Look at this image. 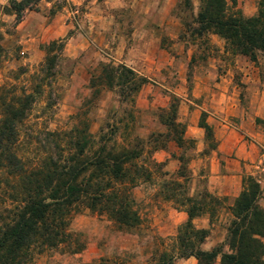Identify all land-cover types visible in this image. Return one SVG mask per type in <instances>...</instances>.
<instances>
[{"label": "rangeland", "instance_id": "1", "mask_svg": "<svg viewBox=\"0 0 264 264\" xmlns=\"http://www.w3.org/2000/svg\"><path fill=\"white\" fill-rule=\"evenodd\" d=\"M22 1L0 0V98H34L27 120L18 127L24 156L42 155L46 134L70 130L78 115L94 136L102 128L110 135L118 128L119 147L147 141L152 134L171 133L173 139L182 133L185 139L183 148L173 140L157 153L147 148L142 163L153 180L132 190L141 227L121 232L107 215L83 209L69 229L84 249L76 254L66 246L35 252L32 264L113 259L151 264L163 253L174 264H198L195 258H178V235L188 215L185 207L161 196L164 182L181 184V197L201 201L208 193L222 200L215 218L205 214L193 221L197 229L209 231L204 251L226 242L230 208L249 178L261 187L264 209V56L252 62L228 51L218 36H192L185 23L197 16L202 0H191L187 14L180 9L183 0H41L19 17L13 4ZM227 2L231 12L246 18L259 12L260 0ZM52 56L56 67L49 78L44 69ZM104 65L126 66L148 80L134 104L124 101L118 89L92 98L91 79ZM174 114L180 128L170 132L162 118ZM181 158L185 177H178ZM153 162L164 167L158 171ZM224 252L229 253L228 247Z\"/></svg>", "mask_w": 264, "mask_h": 264}, {"label": "trees", "instance_id": "2", "mask_svg": "<svg viewBox=\"0 0 264 264\" xmlns=\"http://www.w3.org/2000/svg\"><path fill=\"white\" fill-rule=\"evenodd\" d=\"M41 0H23L13 4L20 17L32 4ZM102 1V0H100ZM191 0H183L180 9L192 11ZM185 27L196 38L215 35L221 38L234 55L257 62L264 56V0H260L257 16L246 18L231 12L227 0H202L199 13ZM57 43L52 45V53ZM64 46L61 44L59 50ZM2 48L0 46V63ZM56 57L47 59L44 72L54 76ZM148 80L126 66H101L90 82L92 98L103 90L118 89L124 101L135 103L136 96ZM32 95L21 98H0V264H32L34 253L66 246L71 253L81 252L85 245L79 235L70 232L74 215L83 209L107 215L121 232H133L142 225V217L132 190L153 180L151 171L142 163L149 153L166 149L173 140L183 148L185 139L171 138V133L152 134L147 141L137 139L129 146H117L115 137L102 128L98 136L90 133L89 123L78 115V123L68 131L46 134L47 146L34 159L21 152L18 127L27 120L34 104ZM176 106L172 110L176 113ZM170 132L178 130L173 119L162 118ZM210 134V128L205 126ZM175 132V131H174ZM177 133V132H176ZM175 134V133H174ZM112 143V145H111ZM148 153V152H147ZM185 177V161L180 159ZM162 170L163 164L153 162ZM168 174H165V176ZM246 188L230 208L233 217L226 242L211 251L202 250L208 230H199L193 221L209 214L217 215L222 200L208 193L201 201L181 197L182 185L175 181L161 185V196L168 202L185 207L188 222L178 235V258H195L198 264H264V209L260 205V185L249 178ZM228 247L229 253L224 252ZM74 249V250H73ZM101 264H129L125 259L103 260ZM151 264H174V258L163 253Z\"/></svg>", "mask_w": 264, "mask_h": 264}]
</instances>
